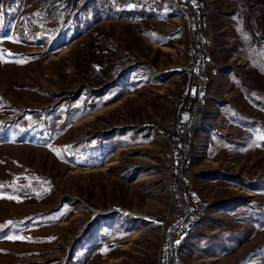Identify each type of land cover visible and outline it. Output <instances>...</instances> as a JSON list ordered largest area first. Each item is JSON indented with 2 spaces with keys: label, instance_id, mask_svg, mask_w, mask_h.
<instances>
[{
  "label": "rangeland",
  "instance_id": "rangeland-1",
  "mask_svg": "<svg viewBox=\"0 0 264 264\" xmlns=\"http://www.w3.org/2000/svg\"><path fill=\"white\" fill-rule=\"evenodd\" d=\"M0 264H264V0L196 32L126 1L0 0Z\"/></svg>",
  "mask_w": 264,
  "mask_h": 264
},
{
  "label": "built area",
  "instance_id": "built-area-1",
  "mask_svg": "<svg viewBox=\"0 0 264 264\" xmlns=\"http://www.w3.org/2000/svg\"><path fill=\"white\" fill-rule=\"evenodd\" d=\"M108 2H129L133 5L148 10L149 12L163 15H177L184 19L189 30L199 31L209 22L211 6L215 0H105ZM196 50L193 49L194 54ZM169 59L173 62V70L195 69L196 62L187 66L181 65L176 54L171 53ZM174 100L177 96L172 97ZM190 121L182 116L177 117L166 128L165 134L170 157V165L179 168L185 174L191 171L192 158L189 155L190 135L188 128ZM188 180L187 175L185 177ZM204 203L193 204L188 213L179 218H175V230L179 234H185L193 229L202 216ZM176 262H179L177 257Z\"/></svg>",
  "mask_w": 264,
  "mask_h": 264
},
{
  "label": "trees",
  "instance_id": "trees-1",
  "mask_svg": "<svg viewBox=\"0 0 264 264\" xmlns=\"http://www.w3.org/2000/svg\"><path fill=\"white\" fill-rule=\"evenodd\" d=\"M199 33V32H198ZM199 76H195V74L191 77L190 76V79H189V81H190V84L191 83H193V82H200L201 80H200V78H198ZM198 92H196L195 94H191V91H189V92H187L186 93V95H187V100H188V103L189 104H192L191 106H190V108H192L194 105H196V104H198ZM189 100H191V102L189 101ZM179 172H180V176H183L184 175V173L181 171V169H179ZM191 231H193V229H191L189 232H187V233H185V235L186 234H188V233H190ZM187 238V236L184 238V240ZM181 243V242H180Z\"/></svg>",
  "mask_w": 264,
  "mask_h": 264
},
{
  "label": "crops",
  "instance_id": "crops-1",
  "mask_svg": "<svg viewBox=\"0 0 264 264\" xmlns=\"http://www.w3.org/2000/svg\"><path fill=\"white\" fill-rule=\"evenodd\" d=\"M224 1L225 0H215L211 6V11H214V10L219 11L223 7Z\"/></svg>",
  "mask_w": 264,
  "mask_h": 264
},
{
  "label": "snow or ice",
  "instance_id": "snow-or-ice-1",
  "mask_svg": "<svg viewBox=\"0 0 264 264\" xmlns=\"http://www.w3.org/2000/svg\"><path fill=\"white\" fill-rule=\"evenodd\" d=\"M9 198H11V197H9ZM7 239L15 240V239H25V238L24 237H18V236H16V237L9 236V237H7Z\"/></svg>",
  "mask_w": 264,
  "mask_h": 264
}]
</instances>
